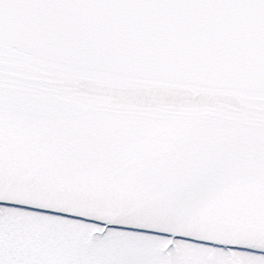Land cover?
<instances>
[{
    "label": "snow or ice",
    "instance_id": "1",
    "mask_svg": "<svg viewBox=\"0 0 264 264\" xmlns=\"http://www.w3.org/2000/svg\"><path fill=\"white\" fill-rule=\"evenodd\" d=\"M0 264H264V0H0Z\"/></svg>",
    "mask_w": 264,
    "mask_h": 264
}]
</instances>
